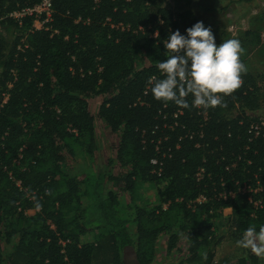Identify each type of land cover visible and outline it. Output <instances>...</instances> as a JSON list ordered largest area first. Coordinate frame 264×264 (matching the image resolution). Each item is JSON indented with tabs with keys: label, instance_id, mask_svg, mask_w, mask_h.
Instances as JSON below:
<instances>
[{
	"label": "trees",
	"instance_id": "1",
	"mask_svg": "<svg viewBox=\"0 0 264 264\" xmlns=\"http://www.w3.org/2000/svg\"><path fill=\"white\" fill-rule=\"evenodd\" d=\"M40 1L0 0V264H121L126 247L138 264L162 250L171 264H209L226 208L233 238L258 232L264 126L255 135L247 112L260 107L259 80L247 71L220 94L226 107L207 109L191 95L189 108L158 101L148 83L163 78V41L194 25L195 0H51L39 30L7 17ZM2 28L17 30L11 42ZM145 183L158 205L139 201ZM221 264L264 258L247 249Z\"/></svg>",
	"mask_w": 264,
	"mask_h": 264
},
{
	"label": "clouds",
	"instance_id": "2",
	"mask_svg": "<svg viewBox=\"0 0 264 264\" xmlns=\"http://www.w3.org/2000/svg\"><path fill=\"white\" fill-rule=\"evenodd\" d=\"M154 35L159 38L158 32ZM163 46L167 59L156 65L163 78L152 77L148 81L156 100L189 108L187 97L191 95L193 107H226L223 96L242 86V74H246L247 67L240 59L244 49L238 39L217 45L211 28L198 21L186 29V35H181L179 30L171 32ZM36 207H41L38 201ZM236 243L264 258V225L258 232L255 226H249Z\"/></svg>",
	"mask_w": 264,
	"mask_h": 264
},
{
	"label": "rangeland",
	"instance_id": "3",
	"mask_svg": "<svg viewBox=\"0 0 264 264\" xmlns=\"http://www.w3.org/2000/svg\"><path fill=\"white\" fill-rule=\"evenodd\" d=\"M148 1L163 7L172 6V0ZM192 13L195 23L201 21L205 27L211 28L217 45L228 39H238L241 45L248 42L249 45H245L247 55L244 65L247 67V71L259 80L261 93L260 107L254 112H247V114L259 121L252 125L260 131V128L264 126V0H195ZM2 31L7 42H11L17 34V30L14 28H6V30L2 28ZM248 32H253V34L246 35ZM251 41L256 43L251 45ZM236 113H240V110L234 111L233 115ZM68 144L80 162L85 165L90 164L88 156L74 139L70 138ZM69 167L76 168L77 165L72 164ZM138 199L145 205H158L156 187L151 183L143 184L138 192ZM231 212V208L223 209L221 218L214 221L220 242L214 248L213 258L209 264H221L223 259L234 261L246 254L247 249L238 247L236 242L239 239L233 238L230 234L231 230L227 219L231 216ZM28 213L31 215L34 214V211ZM122 255L132 258L134 253L130 247H126L122 251ZM172 262V257L167 256L162 250L154 264H171Z\"/></svg>",
	"mask_w": 264,
	"mask_h": 264
},
{
	"label": "built area",
	"instance_id": "4",
	"mask_svg": "<svg viewBox=\"0 0 264 264\" xmlns=\"http://www.w3.org/2000/svg\"><path fill=\"white\" fill-rule=\"evenodd\" d=\"M51 0H41L38 4L32 6V7H25L21 8L15 11H12L7 14V17L12 18L13 20H16L19 25H21L22 20L25 18H33V25L32 27L34 29H43L45 28V24H47L51 20ZM47 29V28H46ZM7 99V96L4 97V101ZM252 130L255 132V135H258L259 131L257 128L252 126ZM264 137V134H262ZM152 165H156L157 161L155 159H152L150 161ZM160 169L157 171L159 172ZM17 185H19V182H17ZM202 197L198 198L197 201H202ZM29 212V211H28Z\"/></svg>",
	"mask_w": 264,
	"mask_h": 264
},
{
	"label": "flooded vegetation",
	"instance_id": "5",
	"mask_svg": "<svg viewBox=\"0 0 264 264\" xmlns=\"http://www.w3.org/2000/svg\"><path fill=\"white\" fill-rule=\"evenodd\" d=\"M136 261H137V260H136ZM121 263H122V264H133V263H132V258H130V257L128 258L127 256L125 257V256L122 255Z\"/></svg>",
	"mask_w": 264,
	"mask_h": 264
},
{
	"label": "water",
	"instance_id": "6",
	"mask_svg": "<svg viewBox=\"0 0 264 264\" xmlns=\"http://www.w3.org/2000/svg\"><path fill=\"white\" fill-rule=\"evenodd\" d=\"M133 264H138L135 255L132 256ZM122 264V263H121Z\"/></svg>",
	"mask_w": 264,
	"mask_h": 264
}]
</instances>
